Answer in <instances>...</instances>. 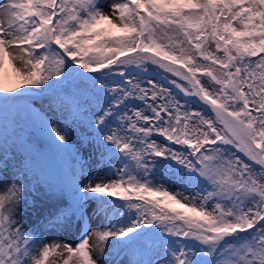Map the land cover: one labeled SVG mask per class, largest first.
<instances>
[{"label":"snow or ice","instance_id":"1","mask_svg":"<svg viewBox=\"0 0 264 264\" xmlns=\"http://www.w3.org/2000/svg\"><path fill=\"white\" fill-rule=\"evenodd\" d=\"M0 9V264H264V0Z\"/></svg>","mask_w":264,"mask_h":264},{"label":"rangeland","instance_id":"2","mask_svg":"<svg viewBox=\"0 0 264 264\" xmlns=\"http://www.w3.org/2000/svg\"><path fill=\"white\" fill-rule=\"evenodd\" d=\"M0 2H2V0H0ZM0 19H2V18H0ZM34 106L39 107L40 106L39 102H37ZM50 115H54V114L50 113ZM71 136H72L73 141H75L76 133H72ZM85 155H87V152H85ZM33 219H35V218L33 217ZM93 227H95V222L93 223ZM53 236H54V234H49L48 235V240L51 241L53 239ZM57 238L62 240V241L66 239V237L64 235H62V234L59 235ZM67 242L71 243V244H75V238L74 237H69V238H67ZM65 256H66V254H65ZM65 256L52 255V256L49 257L48 264H63V259L65 258Z\"/></svg>","mask_w":264,"mask_h":264},{"label":"bare ground","instance_id":"3","mask_svg":"<svg viewBox=\"0 0 264 264\" xmlns=\"http://www.w3.org/2000/svg\"><path fill=\"white\" fill-rule=\"evenodd\" d=\"M0 18L3 19V10L2 9H0Z\"/></svg>","mask_w":264,"mask_h":264},{"label":"trees","instance_id":"4","mask_svg":"<svg viewBox=\"0 0 264 264\" xmlns=\"http://www.w3.org/2000/svg\"><path fill=\"white\" fill-rule=\"evenodd\" d=\"M261 55H264V54H261Z\"/></svg>","mask_w":264,"mask_h":264}]
</instances>
